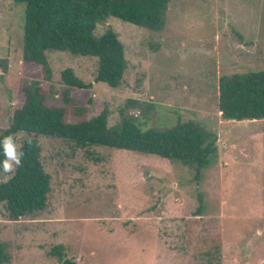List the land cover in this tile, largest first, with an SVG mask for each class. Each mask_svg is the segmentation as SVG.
I'll return each instance as SVG.
<instances>
[{
  "label": "rangeland",
  "instance_id": "374dc122",
  "mask_svg": "<svg viewBox=\"0 0 264 264\" xmlns=\"http://www.w3.org/2000/svg\"><path fill=\"white\" fill-rule=\"evenodd\" d=\"M24 9L0 0V127L33 77L67 122L104 107L109 126L121 111L142 129L197 120L215 132L217 157L196 176L155 154L43 136L50 200L17 220L0 204L3 264H64L49 253L59 244L72 264H264V119L226 120L218 111L220 76L264 69V0H169L158 31L98 21L96 35L111 29L124 46L127 68L115 88L94 81L96 57L47 51L49 81L26 65ZM67 67L91 86L65 93Z\"/></svg>",
  "mask_w": 264,
  "mask_h": 264
},
{
  "label": "trees",
  "instance_id": "16d2710c",
  "mask_svg": "<svg viewBox=\"0 0 264 264\" xmlns=\"http://www.w3.org/2000/svg\"><path fill=\"white\" fill-rule=\"evenodd\" d=\"M24 3L22 60L30 67H39L43 78L50 80L52 71L47 51H68L96 57L95 82L110 87L121 84L127 68L124 46L117 34L106 29L95 34L98 21L108 16L130 22L149 30L163 28L169 0H13ZM30 70V69H29ZM65 93L74 88H88L69 67L60 72ZM23 103L13 110L10 122L0 127V142L13 135L18 150L25 153L21 166L5 173V159L0 143V204L10 219L32 216L44 211L50 200L52 175L46 170V157L39 144L43 136L74 142L79 147L101 145L140 153L155 154L177 161L196 171V176L217 157V136L197 120L178 121L170 128L142 129L121 111L118 123L109 126V109L98 114L67 122L63 106L50 105L41 80L28 77L22 85ZM67 96V95H66ZM218 111L226 120L264 119V69L222 75L218 79ZM31 140V143H28ZM197 212L202 209L199 196ZM199 214V213H197ZM64 264L63 246L50 252ZM0 242V264L7 261Z\"/></svg>",
  "mask_w": 264,
  "mask_h": 264
},
{
  "label": "clouds",
  "instance_id": "9594fccd",
  "mask_svg": "<svg viewBox=\"0 0 264 264\" xmlns=\"http://www.w3.org/2000/svg\"><path fill=\"white\" fill-rule=\"evenodd\" d=\"M0 143H2L5 156L2 162L3 171L5 173L14 172L17 167L21 166L25 153L18 150L19 146L15 142L13 135L5 136ZM28 143L30 144L31 140H28Z\"/></svg>",
  "mask_w": 264,
  "mask_h": 264
}]
</instances>
